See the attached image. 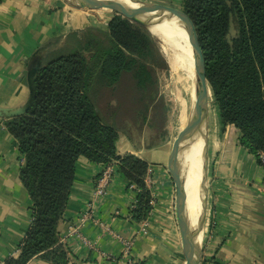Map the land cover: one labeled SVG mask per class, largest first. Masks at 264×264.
<instances>
[{
	"label": "crops",
	"instance_id": "1",
	"mask_svg": "<svg viewBox=\"0 0 264 264\" xmlns=\"http://www.w3.org/2000/svg\"><path fill=\"white\" fill-rule=\"evenodd\" d=\"M173 1L184 0L156 3L174 6ZM105 21L98 26L63 0H0V109L15 110L27 102L29 89L21 79L40 49L45 48L43 63L50 55L74 53L84 41L108 37L110 20ZM6 122L0 118V263L18 257L32 223L31 201L19 178L17 141ZM219 126L216 136L209 124L208 228L205 224L202 264H264V171L257 157L239 145V132L232 126L223 127L220 120ZM124 132L119 130L117 155L132 154L149 166L145 182L155 205L147 219L148 234L141 232V223L129 218L135 194L117 170L107 181V194L97 203L94 218L81 223L104 168L82 158L59 228L60 241L70 251L69 264H126L121 259L122 244L96 225V220L113 234L133 240L131 255L139 264H185L175 218L170 214L175 188L168 171L171 149L167 140L155 146L146 139L131 142ZM76 227L92 246L71 235ZM29 264L49 263L34 259Z\"/></svg>",
	"mask_w": 264,
	"mask_h": 264
},
{
	"label": "trees",
	"instance_id": "2",
	"mask_svg": "<svg viewBox=\"0 0 264 264\" xmlns=\"http://www.w3.org/2000/svg\"><path fill=\"white\" fill-rule=\"evenodd\" d=\"M183 11L197 33L221 125L234 127L239 145L257 157L264 152V0H184ZM105 41H84L74 53L50 55L37 77L33 107L6 122L17 141L19 178L31 201L32 223L18 257L0 264L70 263L59 228L82 158L102 166L119 164L128 184L139 190L129 212L132 222L142 223L152 211L148 164L132 154L117 155L119 130L97 105L100 89L115 87L124 74L135 76L145 95L146 82L137 74L150 63L152 46L119 17L109 22Z\"/></svg>",
	"mask_w": 264,
	"mask_h": 264
},
{
	"label": "water",
	"instance_id": "3",
	"mask_svg": "<svg viewBox=\"0 0 264 264\" xmlns=\"http://www.w3.org/2000/svg\"><path fill=\"white\" fill-rule=\"evenodd\" d=\"M68 6L78 10L91 11L96 9L111 10L115 14L123 16L130 21L145 25L148 19L165 16L170 20L178 22L187 32L194 62L195 73V99L188 123L174 141L169 157L168 171L175 187V217L179 230L181 249L185 258V264H201V244L198 240L205 230L207 205H208V168H209V124L211 91L205 75V65L199 46L197 33L193 23L184 11L170 6L160 5L141 0H127L126 4L120 0H63ZM148 14L147 20L133 17L131 12ZM45 48L40 49L32 58L27 69L23 72L21 82L28 87L29 97L27 102L18 109H0V118L10 120L25 115L33 107L37 95V77L43 66ZM201 133L203 148L201 153V176H200V198L201 213L195 228L185 223V190L184 178L181 170L180 155L181 146L191 140L197 133Z\"/></svg>",
	"mask_w": 264,
	"mask_h": 264
},
{
	"label": "rangeland",
	"instance_id": "4",
	"mask_svg": "<svg viewBox=\"0 0 264 264\" xmlns=\"http://www.w3.org/2000/svg\"><path fill=\"white\" fill-rule=\"evenodd\" d=\"M141 1L167 3L169 0ZM171 3L174 6L170 7L183 11V2L175 3L173 1ZM82 12H85L89 16L90 22H95L101 27L107 24L105 20L111 21L114 17H119L121 20L131 23L137 31L150 40V45L152 46L149 50L148 58L150 63L140 68L137 74L142 76L146 82L145 89L147 91H145V95H142L141 89L137 88L138 79L131 74H124L115 87L100 89L97 104L100 108V113L107 122L112 123L118 130L127 131L124 132V135L129 141L138 143L146 139L147 144L155 146L160 140H167L172 151L174 141L179 136L177 129L178 106L176 103L179 86L176 82V76L171 69V65H169L168 61L160 52L158 40L150 34L145 25L130 21L123 16L115 14L111 10L96 9L91 11L82 10ZM99 37L101 38L99 39L100 42L101 40L106 42L105 39L107 36L104 38L103 35H99ZM193 105L194 103L192 102L190 104V110L193 109ZM211 110L217 113V108L213 105L212 98L210 104ZM216 113L213 122L216 126H214L212 134L219 136V116ZM175 196L176 192H174ZM170 214L175 218L174 223L176 228H178L175 217V204L174 210H171ZM207 218L208 216H206V221ZM206 228H208L207 225ZM204 235L205 230L203 231L200 246L201 264L203 263Z\"/></svg>",
	"mask_w": 264,
	"mask_h": 264
},
{
	"label": "bare ground",
	"instance_id": "5",
	"mask_svg": "<svg viewBox=\"0 0 264 264\" xmlns=\"http://www.w3.org/2000/svg\"><path fill=\"white\" fill-rule=\"evenodd\" d=\"M120 1L130 4L127 0ZM71 8L82 12V10ZM131 15L141 20L149 18L148 14H141L135 11L131 12ZM145 26L150 34L158 40L160 52L171 65V69L176 76V82L179 86L176 98L178 106L177 129L180 135L188 123L191 114L190 104L194 103L195 99L194 62L189 37L178 22L165 16L148 19ZM215 113L214 110L210 111L211 131L216 126L213 124ZM202 148L203 139L200 132L181 146L180 163L186 198L185 223L192 228L197 226L201 213L200 176ZM202 235L203 233L199 237V244H201Z\"/></svg>",
	"mask_w": 264,
	"mask_h": 264
},
{
	"label": "built area",
	"instance_id": "6",
	"mask_svg": "<svg viewBox=\"0 0 264 264\" xmlns=\"http://www.w3.org/2000/svg\"><path fill=\"white\" fill-rule=\"evenodd\" d=\"M257 159L259 160L263 171H264V152H259L257 155ZM120 172L119 170V164L117 162H112L104 166L103 171H102V179L100 180V183L96 186L95 193L93 196V201L88 205L87 210L81 215L80 221L81 223L87 222L89 220H92L94 218L95 212H96V207L97 203L105 198L107 191H106V185L107 181L112 177L113 173ZM262 187L264 190V176H263V182H262ZM128 188L132 190L135 194V199L131 205L130 211L134 209L136 203H137V194L139 193V190L136 189L134 185H129ZM151 193V191H150ZM150 205L152 206V209L155 205V199L153 195L151 194L150 198ZM151 214V212H150ZM149 214V216H150ZM148 216V217H149ZM148 219V218H147ZM145 220L141 223V232L143 234H148V229H149V224L148 220ZM96 225H98L101 229L105 230L107 234L113 235L115 239H117L123 246V252L121 259L125 261L126 264H139L137 261H135L132 258V248H133V240L129 238H123L120 237L119 235L113 234V232L110 231L107 226H105L103 223L99 222L98 220L95 221ZM206 225L208 227V221H206ZM71 235L77 237L84 245L86 246H92L91 242L82 234L80 233V227L73 228L71 230Z\"/></svg>",
	"mask_w": 264,
	"mask_h": 264
}]
</instances>
